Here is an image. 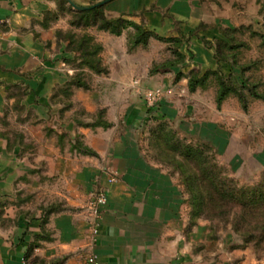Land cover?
I'll return each instance as SVG.
<instances>
[{
  "label": "crops",
  "instance_id": "obj_1",
  "mask_svg": "<svg viewBox=\"0 0 264 264\" xmlns=\"http://www.w3.org/2000/svg\"><path fill=\"white\" fill-rule=\"evenodd\" d=\"M58 1L0 0V119L14 111L10 90L15 85L27 86L21 111L14 114L20 133L16 139L0 135V208L4 209L0 264H51L56 258L62 264H84L90 243V192L100 183L108 188V203L93 247L100 264H190L189 256L201 240L200 219L190 224L182 185L146 156L142 123L149 122L145 120L149 110L142 95L162 81L173 84L174 93L204 94L201 89L189 92L187 74L192 68H198L201 75L220 66L208 41L223 38L221 28L239 25L245 12L234 8V0H106L110 18L123 15L162 36L176 29L186 35L195 32L182 50L187 55L184 65L150 75L155 39H150L147 49L129 52L126 36L130 29L118 36L98 30L109 74L96 75V84L88 90L76 89L71 99H52L56 86L73 73L64 61L70 57L66 44L59 46L56 40L57 25L44 28L41 24L45 11L55 10ZM74 1L94 5L104 0ZM221 69L228 72L230 66L221 63ZM138 72L144 75L135 77ZM230 99L237 101L229 96L222 107ZM102 108L112 126H86L91 121L86 116ZM174 108L161 118L173 119ZM61 132L66 136L60 137ZM76 139L97 156L72 150ZM14 140L16 144L9 147ZM112 173L117 179L108 183ZM21 190L37 191L46 203L59 200L66 206L49 215L44 228L51 239L34 250V256L44 262L25 260L34 235L44 228L40 215L30 220L12 204Z\"/></svg>",
  "mask_w": 264,
  "mask_h": 264
},
{
  "label": "rangeland",
  "instance_id": "obj_2",
  "mask_svg": "<svg viewBox=\"0 0 264 264\" xmlns=\"http://www.w3.org/2000/svg\"><path fill=\"white\" fill-rule=\"evenodd\" d=\"M233 5L234 8L239 7L245 12L242 14V22L235 27H222L221 32L226 34L227 38H233L230 45L244 43L243 46L235 47L231 53L234 52L237 55L239 64H252L253 67L246 70L244 74L245 78H248L247 83L258 84L259 91L264 92V0H256L255 5L253 0H234ZM255 8L256 12L254 11ZM53 11H56L57 20L52 21L51 26L57 25L55 36L58 45L61 46L62 43H65L66 50L68 45L66 39L69 38L70 34L75 36L76 43L72 45L73 47L80 42L81 38L89 37V47L101 49L99 54L102 63L108 67L103 58L105 47L96 36L98 29L95 26L79 28L71 26L70 22L73 20L74 14L68 6L61 10L57 5ZM193 34L195 32L186 35L176 29L171 35L157 34L158 37L168 39V41L151 37L158 43L151 46L153 61L150 63L149 74L165 73L173 71L174 68L182 67L187 57L182 50ZM208 43L211 42L208 41ZM127 50L129 51L128 39ZM66 51L70 54V57L66 59L75 57L73 51ZM178 52L184 55L185 60L183 62H181V57L177 55ZM143 61L145 60L143 59ZM77 63H69L73 73L66 82L58 84L56 89H64L66 83L70 82L76 73H81L83 81L93 85L96 84V75L107 76L110 72L108 68V74H95L85 68H75ZM192 69L198 70L200 73L198 68ZM143 75L142 72H138L134 76L141 77ZM176 77L180 78L181 72ZM156 86L172 88L173 84L162 81L156 83L154 87ZM71 89H73L74 94L76 87L72 86ZM25 93L26 90L22 86L13 87L10 90L9 96L15 99L13 102L14 111L6 112L4 117L0 119V135L9 134L16 139L20 133L14 114L21 111L20 103ZM60 94L61 96H58L60 99L68 98L66 93L60 92ZM165 100L166 103L162 104ZM163 101L158 106L160 108L165 106L166 108L158 109V111L155 108L148 109L151 114L161 118L172 112L170 107L172 109L176 107L174 109H177L178 113L175 111L176 113L171 115L174 116L173 119L168 121L170 128L176 131L177 136L186 142L195 144L200 140L202 144L203 159L197 163L175 153L165 142H161V135L166 133L165 129L158 125L151 127L149 126L150 122L142 123L144 124L142 127V145L146 151V156L149 160L166 168L167 173H170L173 179L184 189L185 217L187 215L190 217L192 210L190 205L192 193H189L186 188L190 176L196 178L195 183L200 186L199 192L205 197L206 203L202 204L201 207L195 206V210L200 212L199 234L201 240L199 244L195 245V253L189 256L188 262L190 264H264V202L247 205L243 203V201H247V198H241V200L230 199L229 197L222 198L214 191L208 179L202 175L204 169L211 170L222 178L220 181H223L224 183H222L229 189H236L237 191L241 188L249 189L245 192L246 195L250 194L251 189H257V195L264 192V101L253 100L247 112L235 99H230L225 106L218 108L213 87L205 90L201 96L194 97H188L184 91L179 90L176 93L168 94ZM149 111L146 121L150 118ZM86 117L91 120L88 123L92 122L91 115ZM151 133L157 134L155 141L149 138ZM60 135L64 137L66 133L61 132ZM15 144L14 140L9 142L8 146L12 147ZM15 198L12 204L17 206L18 211H23L30 220L38 215L42 219L47 208L64 204V201L59 200L46 203L43 195L40 196L37 191L21 190L18 191ZM3 213L4 209L0 208V215ZM60 259L56 258L52 261L55 262Z\"/></svg>",
  "mask_w": 264,
  "mask_h": 264
},
{
  "label": "trees",
  "instance_id": "obj_3",
  "mask_svg": "<svg viewBox=\"0 0 264 264\" xmlns=\"http://www.w3.org/2000/svg\"><path fill=\"white\" fill-rule=\"evenodd\" d=\"M65 6L72 11L73 20L70 22L71 26L74 27H89L95 26L98 30L108 31L114 35H121L126 30L127 39H128V48L129 51L135 50L137 47L147 48L149 39L155 37L163 41H168V39H162L158 37L156 33L151 30H148L144 27L143 24L136 23L127 17L120 15L117 17H108L105 11V4L96 5L90 9L79 10L69 3L68 0H59L58 7L63 10ZM56 11L47 10L44 13V18L41 21V24L44 28L51 26L52 21L57 20ZM234 30V29H232ZM59 33V32H58ZM59 35V34H58ZM223 38L216 39L214 42L208 43L215 50V58L220 65L217 69H208L203 74L200 75L198 70L192 69L188 73V90L189 92H195L198 89L207 90L209 88H214L215 90V101L218 108H221L222 103L229 96L237 98L238 102L242 106L244 111H248L250 104L253 100H263L264 101V92L259 91L258 84H248V78H245V71L250 69L252 64L241 65L239 60H237V55L233 52V49L236 47L243 46L244 43H235V45H230L233 41V38L226 37V34L222 32ZM74 34H70L68 45L66 50L73 51L75 57L73 59H64L65 63H77L75 68H85L90 72L95 74H108V67L103 65L102 58L100 57V48L99 47H89V37L81 38L80 42L76 46ZM181 57V62H183L184 55L180 52L177 53ZM252 62V61H251ZM221 63H225L230 66L228 72H225L221 69ZM254 63V61H253ZM71 82V83H70ZM66 83L65 88L55 89L52 99L61 96V93H66L69 99L73 95L72 86H75L76 89L82 88L88 90L92 87L91 84L83 81L82 74L76 73L71 81ZM22 85H15V87H21ZM26 90L27 86H22ZM150 112V111H149ZM88 114V113H87ZM91 115L92 122L85 123L86 126L91 128L103 127L109 128L112 126L108 120H106V109H99L95 114ZM149 126L158 125L160 128L165 129V135H161V142H165L168 147L173 150L175 153L183 156L186 159L196 161L199 163L200 159H203L202 144L199 140L197 143L186 142L183 138L177 136L176 131L170 128L169 122L163 118L155 117L150 112L149 116ZM156 128V127H154ZM153 128V129H154ZM168 128V129H167ZM152 129V130H153ZM154 132V131H153ZM152 132V133H153ZM150 134L149 138L153 141L156 140L157 134ZM63 137V135H60ZM211 147L210 144H208ZM72 150L77 149V151L84 155L97 156V153L84 145L82 141L76 139V141L71 146ZM202 175L206 177L210 185L214 188V191L217 192L222 198L229 197L230 199L241 200L247 198V201H243L244 204H259L264 202V192L258 194L257 189H251L250 194H247L249 189L241 188L238 191L236 189H229L224 185L220 180L222 178L218 177V174L214 173L211 170L204 169ZM201 177V176H200ZM220 178V179H219ZM190 181L187 183L186 188L189 190V193H192L190 205L192 207L190 213V224L196 223L200 219L199 210H195L196 207H201L202 204L206 203L205 197L200 194V186L195 183L196 178L194 176L189 177ZM246 196V197H245ZM66 210V206L62 203L60 205H53L52 207L47 208L44 211V216L41 220V225L44 228L45 223L49 219V215L54 212H61ZM50 233L47 232L44 228V231L41 234H36L34 240L29 244L28 250L25 254V260L30 263L44 262L39 257L34 256L35 248L41 246V242L45 240H50ZM63 260L52 261L51 264H62Z\"/></svg>",
  "mask_w": 264,
  "mask_h": 264
},
{
  "label": "built area",
  "instance_id": "obj_4",
  "mask_svg": "<svg viewBox=\"0 0 264 264\" xmlns=\"http://www.w3.org/2000/svg\"><path fill=\"white\" fill-rule=\"evenodd\" d=\"M173 89L170 87H152L146 89L143 94L144 101L148 109L156 108L163 99L169 94H172ZM117 179V175L112 173L108 178V183H113ZM108 203V188L100 183L95 189L90 192L89 209L91 211L90 219V243L88 251L84 256V264H100L98 255L94 251L100 225L103 218L104 208Z\"/></svg>",
  "mask_w": 264,
  "mask_h": 264
},
{
  "label": "water",
  "instance_id": "obj_5",
  "mask_svg": "<svg viewBox=\"0 0 264 264\" xmlns=\"http://www.w3.org/2000/svg\"><path fill=\"white\" fill-rule=\"evenodd\" d=\"M68 1H69V3H70L71 5H73L75 8H77V9H79V10L90 9V8L96 6V5H101V4H105V3H106V0H104V1H100V2H98V3L94 4V5H79V4H77L74 0H68Z\"/></svg>",
  "mask_w": 264,
  "mask_h": 264
}]
</instances>
